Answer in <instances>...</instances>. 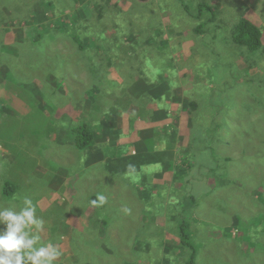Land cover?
<instances>
[{
  "label": "rangeland",
  "instance_id": "obj_1",
  "mask_svg": "<svg viewBox=\"0 0 264 264\" xmlns=\"http://www.w3.org/2000/svg\"><path fill=\"white\" fill-rule=\"evenodd\" d=\"M79 1L0 0V205L33 200L56 264H186L180 221L196 264H264V52L233 41L264 0Z\"/></svg>",
  "mask_w": 264,
  "mask_h": 264
},
{
  "label": "clouds",
  "instance_id": "obj_2",
  "mask_svg": "<svg viewBox=\"0 0 264 264\" xmlns=\"http://www.w3.org/2000/svg\"><path fill=\"white\" fill-rule=\"evenodd\" d=\"M103 203V195L91 201L93 206ZM44 230L45 221L31 198L24 197L18 210L0 205V264H56L62 253L51 241H42Z\"/></svg>",
  "mask_w": 264,
  "mask_h": 264
},
{
  "label": "trees",
  "instance_id": "obj_3",
  "mask_svg": "<svg viewBox=\"0 0 264 264\" xmlns=\"http://www.w3.org/2000/svg\"><path fill=\"white\" fill-rule=\"evenodd\" d=\"M74 1L77 3L76 7L73 9L63 8V9H61V14L81 11L84 3L80 2L79 0H74ZM201 8H202V10L199 12L200 14L204 10L209 9L207 6H204V4L201 6ZM80 19L81 18H78L75 21V23L79 25ZM42 20H43V18H42ZM200 30H201V28L199 29V31ZM233 41L235 44H237L243 48H246L250 51L262 50L264 52V34L262 32V29L257 23H255L253 20H251L247 17H243L241 19L240 23L237 25L236 31L233 33ZM199 80H200L199 78L194 79V81H199ZM164 89L165 88H160V87L156 88L154 95L157 94L158 97H163L165 94ZM177 101H179V99ZM181 101H182L181 104H182L184 110L188 106L192 110H197V108H198V104L194 101H191V98L183 97V99ZM176 103L179 104L178 102H176ZM165 111H167V110H160L157 112L155 111L154 116L153 117L150 116L151 120L154 122L155 121L164 122V121L170 120L171 116H169L168 113H166ZM147 131H150V130H147ZM80 136L81 137H79L75 141V145L79 149H85L88 146V140L90 139V137H88L87 141H82L81 139L85 135H83V132H81ZM108 169L110 170V169H112V167L109 166ZM128 173H130V170ZM176 174H178V173H176ZM179 224H180L178 227L179 228V237H180L179 242L181 245H183L187 248H190V250H191V258L189 259V261H187L186 264H196V253L192 250V249H194V244L189 241L190 235L188 234V231H187L186 222L180 221ZM127 251H128V248H127Z\"/></svg>",
  "mask_w": 264,
  "mask_h": 264
},
{
  "label": "crops",
  "instance_id": "obj_4",
  "mask_svg": "<svg viewBox=\"0 0 264 264\" xmlns=\"http://www.w3.org/2000/svg\"><path fill=\"white\" fill-rule=\"evenodd\" d=\"M57 4H61V3H58L57 1L55 2V4H53L52 6H57ZM45 8V7H44ZM47 13H48V11L46 10V8H45V10L43 11V14L45 15L44 17H43V20L44 21H47L48 19H46V15H47ZM51 13H57L56 12V9L54 10V11H52ZM48 15H49V13H48ZM40 29V28H39ZM53 31H55V30H58V29H52ZM9 35H12L13 36V38H15V40H14V42H18L19 41V38L17 37V36H19L18 34H16V33H13L12 31L9 33ZM27 35H21V37H26ZM142 121L143 120H139V121H137V125L140 127V128H142L141 127V123H142ZM159 124H160V126H161V124H162V122H158ZM158 123H156V124H158ZM151 124V123H150ZM144 126V125H143ZM149 127V128H148ZM148 127H143L142 129V132L144 133L145 131H147V130H149L150 129V126H148ZM136 134H139V132H136V133H134L133 135H136ZM131 136H132V134H130ZM129 142H133V143H136V142H140V137H137L136 136V138H133V139H131V140H129ZM153 151V155H154V157H156V155L157 154H159L160 152H156L155 150H152ZM145 153H150V154H152L151 153V151H148V152H138L137 154H129V155H127V159H129L130 161H129V165H134V163H135V159H141V158H143L144 157V155H145ZM160 155V154H159ZM91 157H94V158H96L97 156L96 155H91ZM153 157V158H154ZM138 163H139V165L140 164H142V162H141V160H138ZM129 174V179H132V177H131V175L132 174H140V168H137L136 170H130V173H128ZM59 248H60V246H59ZM60 250V249H59ZM61 253H62V258H64V256L67 254L66 252H65V250L63 249H61Z\"/></svg>",
  "mask_w": 264,
  "mask_h": 264
}]
</instances>
